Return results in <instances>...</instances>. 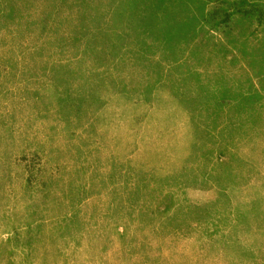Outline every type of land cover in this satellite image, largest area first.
<instances>
[{"label":"rangeland","instance_id":"374dc122","mask_svg":"<svg viewBox=\"0 0 264 264\" xmlns=\"http://www.w3.org/2000/svg\"><path fill=\"white\" fill-rule=\"evenodd\" d=\"M264 0H0V264H264Z\"/></svg>","mask_w":264,"mask_h":264},{"label":"trees","instance_id":"16d2710c","mask_svg":"<svg viewBox=\"0 0 264 264\" xmlns=\"http://www.w3.org/2000/svg\"><path fill=\"white\" fill-rule=\"evenodd\" d=\"M264 16V15H263Z\"/></svg>","mask_w":264,"mask_h":264}]
</instances>
